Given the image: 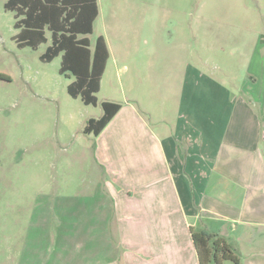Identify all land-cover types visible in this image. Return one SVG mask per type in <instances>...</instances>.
Wrapping results in <instances>:
<instances>
[{"label":"rangeland","instance_id":"374dc122","mask_svg":"<svg viewBox=\"0 0 264 264\" xmlns=\"http://www.w3.org/2000/svg\"><path fill=\"white\" fill-rule=\"evenodd\" d=\"M8 1L0 0V264H118L119 221L109 219L113 177L84 128L103 115L104 101H138L151 112L166 103L169 70L161 65L152 74L150 56L178 58L179 42L194 57L212 59L210 75L223 63L242 77L255 38L264 35V0H99L88 37L95 45L107 36L117 62L110 61L97 106L69 95L62 56L41 61L51 41L37 50L18 47ZM232 37L241 41L237 62L229 49L219 50L222 43L231 49Z\"/></svg>","mask_w":264,"mask_h":264},{"label":"crops","instance_id":"0c3cea01","mask_svg":"<svg viewBox=\"0 0 264 264\" xmlns=\"http://www.w3.org/2000/svg\"><path fill=\"white\" fill-rule=\"evenodd\" d=\"M100 36L110 52L107 71L117 59ZM231 43L219 50L236 61L241 41ZM179 44L178 58L150 56L152 74L161 65L169 70L167 102L152 112L138 101L120 103L96 137L113 177L118 264H200L192 230L222 237L241 264H264V35L255 38L242 77L223 63L210 75L212 59Z\"/></svg>","mask_w":264,"mask_h":264},{"label":"trees","instance_id":"16d2710c","mask_svg":"<svg viewBox=\"0 0 264 264\" xmlns=\"http://www.w3.org/2000/svg\"><path fill=\"white\" fill-rule=\"evenodd\" d=\"M98 0H9L6 11L13 12L14 37L20 49L37 50L51 41L41 61L51 63L62 56L60 74L71 79L68 93L86 106H97V94L110 59L107 42L100 36L92 45L88 36L94 32L100 10ZM103 115L91 118L85 135L98 137L122 109L116 102L101 104ZM192 239L200 264H241L226 241L206 232L192 230Z\"/></svg>","mask_w":264,"mask_h":264}]
</instances>
